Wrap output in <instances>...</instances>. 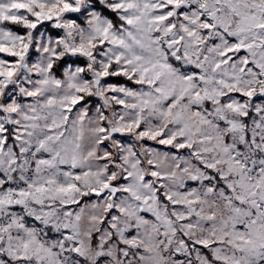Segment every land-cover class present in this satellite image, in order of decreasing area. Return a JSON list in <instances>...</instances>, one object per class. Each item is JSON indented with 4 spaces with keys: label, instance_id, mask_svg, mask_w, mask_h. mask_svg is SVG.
<instances>
[{
    "label": "snow or ice",
    "instance_id": "snow-or-ice-1",
    "mask_svg": "<svg viewBox=\"0 0 264 264\" xmlns=\"http://www.w3.org/2000/svg\"><path fill=\"white\" fill-rule=\"evenodd\" d=\"M0 54V264H264V0H0Z\"/></svg>",
    "mask_w": 264,
    "mask_h": 264
},
{
    "label": "rangeland",
    "instance_id": "rangeland-1",
    "mask_svg": "<svg viewBox=\"0 0 264 264\" xmlns=\"http://www.w3.org/2000/svg\"><path fill=\"white\" fill-rule=\"evenodd\" d=\"M0 55H2V54H0ZM148 143L151 144L154 147H158V148H162L163 147V146H158L154 142H151V141H149ZM69 207L72 208L73 210H76L75 205H72V206H69Z\"/></svg>",
    "mask_w": 264,
    "mask_h": 264
}]
</instances>
